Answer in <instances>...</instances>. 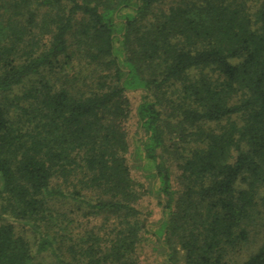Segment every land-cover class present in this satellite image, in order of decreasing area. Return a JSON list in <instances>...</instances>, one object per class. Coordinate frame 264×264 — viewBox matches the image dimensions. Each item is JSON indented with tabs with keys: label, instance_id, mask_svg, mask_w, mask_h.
Segmentation results:
<instances>
[{
	"label": "trees",
	"instance_id": "obj_1",
	"mask_svg": "<svg viewBox=\"0 0 264 264\" xmlns=\"http://www.w3.org/2000/svg\"><path fill=\"white\" fill-rule=\"evenodd\" d=\"M131 117L164 264H264V0H0V264H140Z\"/></svg>",
	"mask_w": 264,
	"mask_h": 264
},
{
	"label": "rangeland",
	"instance_id": "obj_2",
	"mask_svg": "<svg viewBox=\"0 0 264 264\" xmlns=\"http://www.w3.org/2000/svg\"><path fill=\"white\" fill-rule=\"evenodd\" d=\"M136 97V94L130 96L133 105L137 102ZM125 128L131 142L127 155L130 172L134 180L141 183L145 189L143 196L138 201V208L145 215L143 217H146V227L150 231L143 234V241L138 252L140 264H164L166 257L156 241V236L152 235L157 231L156 223L162 214L161 206L157 204V182L148 175L152 171V167L145 161L139 145L135 142L140 133L137 134L136 122L133 117L128 120Z\"/></svg>",
	"mask_w": 264,
	"mask_h": 264
}]
</instances>
